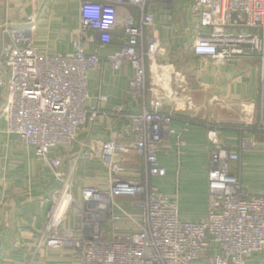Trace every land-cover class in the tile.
Instances as JSON below:
<instances>
[{
	"label": "built area",
	"instance_id": "obj_1",
	"mask_svg": "<svg viewBox=\"0 0 264 264\" xmlns=\"http://www.w3.org/2000/svg\"><path fill=\"white\" fill-rule=\"evenodd\" d=\"M176 5L177 0H82L74 51L54 55L35 47L32 16H26L23 27L3 26L13 41L0 50V66L8 71L2 109L7 131L34 149L61 184L51 196L37 243L67 250L70 259L38 264H264V193H252L230 171L247 139L237 149L216 143L206 216L182 219L178 202L156 185L167 175L159 153L173 132L175 112L153 96L146 101L145 94L149 98L152 65L168 62L164 40L155 34L163 16L175 18L174 33L192 36L188 47L194 55L218 64L252 58L264 75V0H194L180 17L171 9ZM104 65L113 72L130 70L126 98L136 109L119 105L104 111L109 97L103 93L91 101L88 72ZM174 75L175 85L181 84L183 72L177 69ZM102 113L121 119L120 132L87 146L82 157L100 160L109 178L103 187H83L79 200L70 177L60 170L62 157L53 150L75 144ZM259 130L264 143V126ZM132 154L146 166L144 179L130 176L126 159ZM70 213L79 215L80 226H64Z\"/></svg>",
	"mask_w": 264,
	"mask_h": 264
},
{
	"label": "crops",
	"instance_id": "obj_2",
	"mask_svg": "<svg viewBox=\"0 0 264 264\" xmlns=\"http://www.w3.org/2000/svg\"><path fill=\"white\" fill-rule=\"evenodd\" d=\"M81 1L0 0V50L13 43L10 35L3 33V26L7 23L10 27H23L28 24L26 16L32 15L33 41L38 50L50 55L73 52L79 36ZM168 20L157 19L155 30L164 40L168 62L153 64L148 72L151 95L148 100L153 96L164 104L165 110L175 112L171 123L173 132L166 137L159 153L167 175L156 180V185L161 193L178 202L182 219L196 221L207 213L208 171L214 138L232 149L240 146L241 134L237 126L230 124H253L258 120L262 85L256 60L241 58L218 64L210 58L196 56L188 47L193 42L192 36L174 33L173 20ZM194 22L190 21L191 26ZM89 48L93 50L95 45ZM177 69L183 72L182 83L186 88L175 93V88L180 86L175 85ZM130 76L128 68L113 72L107 65L98 71H89L91 101L103 93L109 97L104 111L119 105H124L127 111L136 109V103L127 102L126 98ZM7 77L8 71L0 66V83H3L0 86V264L68 261L67 250L38 247V235L44 227L51 196L61 184L52 169L37 158L34 149L25 147L19 135L7 131L2 115L7 100ZM224 117L231 119H221ZM213 121L228 125L216 131ZM121 122L118 116L102 113L79 133L75 144L60 145L53 150L54 155L62 157L60 170L70 177L79 200H82L83 187H103L109 178L107 167L98 159H84L83 152L87 146H98L117 135ZM133 156L126 159L130 176L142 178L141 161ZM230 171L241 177L249 191L263 194V141L241 150L240 160L230 163ZM80 224L79 215L70 213L64 226L78 227ZM121 225L130 227L128 222Z\"/></svg>",
	"mask_w": 264,
	"mask_h": 264
},
{
	"label": "rangeland",
	"instance_id": "obj_3",
	"mask_svg": "<svg viewBox=\"0 0 264 264\" xmlns=\"http://www.w3.org/2000/svg\"><path fill=\"white\" fill-rule=\"evenodd\" d=\"M179 1L180 2H178V6L176 5V7L174 6L173 8H171V9H173L174 16L181 15L184 8H186L188 5H190L192 0H179ZM27 16H32V15H27ZM163 18L169 19L168 21L175 19L174 17H171V19H170V17H166V16H163ZM258 71H259L260 81H261V85H262V92L260 93L261 99H260L259 104H258V120L253 124H248V123L247 124L241 123L239 125L238 124H230V125L237 126V129L241 134V141L240 142H242L244 138L247 139L246 140L247 144H246L245 148H243V150H247V149L252 148L256 144V142H258V141H263L262 132L259 130V128H262L264 126V75L261 74L260 70H258ZM185 88H186V86L184 85V82L183 83L181 82L179 88L177 87L178 91H180V89H185ZM145 94H146V101H147L148 100V93L145 92ZM149 98H151V95L149 96ZM221 119L229 120L231 118L224 117ZM212 124L214 125L213 128H215L216 131L219 129V127L228 125L227 123L219 124L215 121H213ZM249 139H251L252 142ZM216 143H222L223 145H225L224 142L217 140V138H214L213 150L215 149ZM225 147L232 149L228 145H225ZM213 150H212V152H213ZM132 155H134V154H132ZM133 157L135 158L136 156L134 155ZM139 160L141 161V159H139ZM141 165H142V170H143L142 172H143L144 176L142 178L140 177V178H133V179H144L145 178L146 166H145L143 161H141Z\"/></svg>",
	"mask_w": 264,
	"mask_h": 264
},
{
	"label": "trees",
	"instance_id": "obj_4",
	"mask_svg": "<svg viewBox=\"0 0 264 264\" xmlns=\"http://www.w3.org/2000/svg\"><path fill=\"white\" fill-rule=\"evenodd\" d=\"M177 2H180V1H179V0H177ZM193 2H194V0H192V1H191V3H193Z\"/></svg>",
	"mask_w": 264,
	"mask_h": 264
}]
</instances>
